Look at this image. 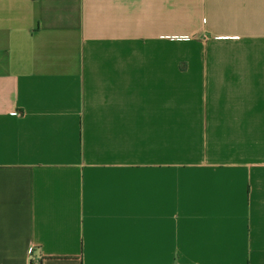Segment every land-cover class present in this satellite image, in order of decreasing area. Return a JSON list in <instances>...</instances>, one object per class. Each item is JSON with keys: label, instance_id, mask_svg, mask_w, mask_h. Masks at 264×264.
<instances>
[{"label": "crops", "instance_id": "obj_1", "mask_svg": "<svg viewBox=\"0 0 264 264\" xmlns=\"http://www.w3.org/2000/svg\"><path fill=\"white\" fill-rule=\"evenodd\" d=\"M264 264V0H0V264Z\"/></svg>", "mask_w": 264, "mask_h": 264}, {"label": "built area", "instance_id": "obj_2", "mask_svg": "<svg viewBox=\"0 0 264 264\" xmlns=\"http://www.w3.org/2000/svg\"><path fill=\"white\" fill-rule=\"evenodd\" d=\"M31 264H34V263H31Z\"/></svg>", "mask_w": 264, "mask_h": 264}]
</instances>
